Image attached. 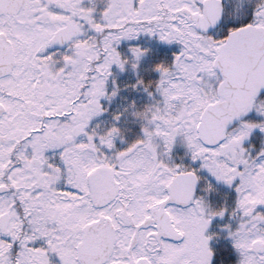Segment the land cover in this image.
<instances>
[{
    "label": "snow or ice",
    "instance_id": "snow-or-ice-1",
    "mask_svg": "<svg viewBox=\"0 0 264 264\" xmlns=\"http://www.w3.org/2000/svg\"><path fill=\"white\" fill-rule=\"evenodd\" d=\"M0 264H264V0H0Z\"/></svg>",
    "mask_w": 264,
    "mask_h": 264
}]
</instances>
